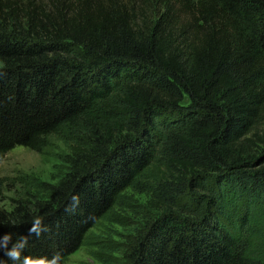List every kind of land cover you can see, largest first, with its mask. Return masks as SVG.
Wrapping results in <instances>:
<instances>
[{
	"label": "trees",
	"instance_id": "16d2710c",
	"mask_svg": "<svg viewBox=\"0 0 264 264\" xmlns=\"http://www.w3.org/2000/svg\"><path fill=\"white\" fill-rule=\"evenodd\" d=\"M51 8L0 9V160L68 148L0 209V261L66 264L134 191L158 216L130 264H264V0Z\"/></svg>",
	"mask_w": 264,
	"mask_h": 264
},
{
	"label": "rangeland",
	"instance_id": "374dc122",
	"mask_svg": "<svg viewBox=\"0 0 264 264\" xmlns=\"http://www.w3.org/2000/svg\"><path fill=\"white\" fill-rule=\"evenodd\" d=\"M165 1L178 11L183 0H0V9L5 13L9 12V6L29 9L39 6L51 10V5L57 3L65 9L69 6L73 9L83 2L90 5L101 2L126 7L134 13L136 22L145 17L153 22ZM12 24L10 20L5 25L9 33H12ZM67 153V145L58 137H54L41 154L23 147L12 149L0 160V209L9 211L14 201L25 199L23 192L27 184L24 182L55 184V178L64 171L62 158ZM157 216V212L148 208L147 194L127 192L120 199V205L88 233L83 246L66 264H130L137 244L144 239Z\"/></svg>",
	"mask_w": 264,
	"mask_h": 264
},
{
	"label": "clouds",
	"instance_id": "9594fccd",
	"mask_svg": "<svg viewBox=\"0 0 264 264\" xmlns=\"http://www.w3.org/2000/svg\"><path fill=\"white\" fill-rule=\"evenodd\" d=\"M30 232H31V230H30ZM6 239H7V237H6ZM10 255H12V256H17L18 253H16L15 251H13L12 253H10ZM26 260H28V258H26ZM0 264H3V262L0 261Z\"/></svg>",
	"mask_w": 264,
	"mask_h": 264
}]
</instances>
